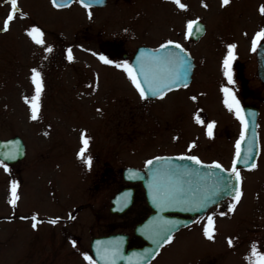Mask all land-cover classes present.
Wrapping results in <instances>:
<instances>
[{"label": "rangeland", "instance_id": "374dc122", "mask_svg": "<svg viewBox=\"0 0 264 264\" xmlns=\"http://www.w3.org/2000/svg\"><path fill=\"white\" fill-rule=\"evenodd\" d=\"M117 1L125 10L124 21L121 20L124 30L122 33L119 29V33L126 49H134L139 42L151 43L167 35L166 18L170 5L167 0H137L135 6L131 5L132 0H111ZM182 1L189 4V18L199 16L209 25L219 21L240 22L246 17V0H230L227 5L222 0H206L203 4V0ZM18 2L17 18L7 32L0 30V136L19 134L29 148L28 157L15 166L17 171L28 167L32 171L29 188L17 202L19 207L41 209L45 206L48 209L50 200L46 199L42 205L38 188L48 182L41 183L42 179L49 178L58 180L60 184L73 181L75 185L68 187L70 190L59 185L62 206L74 199L83 201L82 186L90 177L102 180L104 159L109 163L110 178L122 177L125 165H141L150 156L184 147L187 137L197 132L192 123L188 125L194 130L181 128L171 133L166 130V125L171 122L172 98L161 101L142 99L124 70L128 59L109 58L111 63L106 64L99 57L79 53L70 61L67 56L57 53L62 52V46L74 43L75 34L82 33L88 24L84 19L76 21L74 14L79 13V19L81 15L83 17L80 10L75 11L76 5L64 9L54 7L51 0ZM129 7H135L136 13L133 14ZM238 8L243 10V15L233 13L232 10ZM9 9L6 0H0V29ZM34 19L42 24L44 34L45 57L42 60L43 49H36L27 35L28 31L36 28ZM55 43L62 45L59 50L55 49ZM49 47L51 52L46 51ZM35 57L39 60L36 61ZM42 66L46 72V89L43 87L39 98L38 119L32 120L31 102L36 87H24L23 84L25 79L32 82L30 72L37 67L42 70ZM83 70L89 73L88 80L80 79L84 73L77 74ZM86 81L90 82L85 84ZM61 86L58 94L56 87ZM154 126L158 129L155 130ZM263 131L259 164L253 170L240 172L242 188L239 202L233 197L227 211L216 207L208 210L196 223L177 231L171 242L147 264H254L257 257L252 255L253 245L258 254L262 253L246 238L250 228L264 218ZM82 135L89 140L85 159H91L90 166L78 157L83 147ZM39 149L49 152L44 154ZM36 166L37 169L33 170ZM7 176L8 171L0 166V199L4 197ZM115 188L110 183V196ZM104 190L99 194H105ZM103 204L104 200L98 205L99 216H102ZM209 217L212 218L211 240L204 234V229L209 227ZM110 218L119 226V217L110 213ZM5 226L6 221H1L0 229ZM229 240L232 241L231 246ZM20 251L11 246L3 248L0 250V264H11ZM70 264L90 263L79 255Z\"/></svg>", "mask_w": 264, "mask_h": 264}, {"label": "flooded vegetation", "instance_id": "af4514ba", "mask_svg": "<svg viewBox=\"0 0 264 264\" xmlns=\"http://www.w3.org/2000/svg\"><path fill=\"white\" fill-rule=\"evenodd\" d=\"M167 2L170 3L166 18L167 35L160 40L151 41V43L139 42L134 49L128 50L121 39V33H119V29H122V33L124 30L121 20L123 19L124 21L125 12L119 1L111 2V0H107L105 4H91L90 8H85L79 0H74L68 6L73 7L76 5L77 7H74L75 11L80 10L83 14L80 19L78 18L79 13L77 15L74 14L76 21L84 19L88 24L84 27L85 29L82 33L75 34L74 43H69L65 46L55 43V49L59 50L60 46H62V52L57 53L63 56H67L68 49H71L73 57L79 56V53L99 58L104 57L107 60L109 58L122 57L124 60L128 59L127 63L130 66L135 51L141 45L158 47L164 42L177 43L180 47L187 49L192 56L193 65L190 80L168 90L162 99L159 96L147 99L161 101L166 98H172L171 122L166 125V130L170 131L169 133L181 128L192 129L188 125L189 123H192L193 126L195 125L197 132H193L192 135L187 137L186 141L188 142L184 147L180 146L175 151L162 152L155 155H196L203 161L220 162L226 168L232 169L233 163L236 161V144L241 139L246 120L256 118L259 138L256 167L259 164V156L262 153L260 135L264 130V40L257 42L255 51H253V40L257 33L264 30V15L260 12V8L264 6V0H246V17L241 19L242 21L240 22L226 23V21H219L212 25L207 24L205 19L199 16L189 18L188 2L181 0V3L186 6L184 9L179 8L172 0H167ZM204 2L206 0H203L202 4ZM137 3V0H132L131 5L135 6ZM172 6L175 9H172ZM129 9L133 11V14L136 13L135 7H129ZM239 9H233L232 11L243 15V10ZM9 12L10 9L6 14ZM130 15L132 13L128 17ZM6 17L2 19L3 22ZM193 20L197 25H193L192 35L189 36L187 26ZM201 21L204 27L198 23ZM33 22L38 29L42 30L41 23L35 19ZM31 41L33 42L32 39ZM231 45H235L233 50L235 59L230 64L232 83H229L224 74L223 62L228 57L229 46ZM33 46L36 49L37 47L43 49L45 40L43 45L34 43ZM42 54L43 57L41 56L40 60L45 57L44 49ZM38 60L36 58V61ZM34 69L41 73L43 87L46 89V72L43 66L42 70L38 69V67ZM85 72L87 71L77 72V74L84 73L80 76V79H89V73ZM30 75L32 76L33 72H30ZM55 75L57 77V74ZM81 82L83 83V81ZM89 82L86 81L85 84ZM30 85L34 84L30 80L25 79L23 86L28 87ZM61 88L62 86L56 87L58 94ZM223 88L230 89L231 95L226 97L222 91ZM193 97L195 99H192ZM232 97L239 102L240 115L244 117L245 123H241L237 119L235 106L230 111L225 104L226 98L229 103H232ZM213 102L216 103L214 104ZM197 116H199L202 123L196 122ZM210 124L214 125L211 136L208 135V125ZM153 128L155 130L158 129L156 126ZM57 139L60 140V137L57 136ZM192 145H195V147H192ZM38 151L44 152V154L49 152L41 149ZM28 155L29 148L26 145V154L22 159L16 162H6L0 159L3 164L2 167L8 171V176L5 179L4 197L0 199V222L6 221L7 223V226L0 229V250L8 246L21 250L19 255L11 260V264H70L79 255L82 256L85 262H89V260L85 259L88 256L91 258V264H98L92 251V240L97 235L112 232L127 233L128 248L142 246L146 243L142 236L135 232L137 223L143 221L153 211L148 204L146 191L141 180L131 181L125 179L124 176L110 178L109 163L104 159L102 161V180L90 177L82 186L81 190L85 195V200L75 201L74 199V201L72 200V202L62 206L59 199V185L67 188L75 185L73 181L68 184H60L58 180L49 178L42 179L41 183L46 180L48 182L38 188L42 205L46 199L50 200L47 202L48 209L45 206L41 209L21 208L17 202L20 199V195L23 196L25 189L29 188L27 185L29 184L32 171L28 170L29 167L26 169L22 168V171H17L15 166L25 160ZM146 160L138 166L143 167ZM236 168L241 170L251 169L244 166H236ZM36 169L37 166L33 170ZM110 183L116 186L111 196L109 193ZM13 185L16 186L15 195L17 199L15 206L9 203L13 198ZM123 188L132 189V203L123 213H112L110 211L111 198ZM68 190L70 189L68 188ZM103 190L105 194H99V191ZM128 194L126 193L125 196L127 197ZM28 196H31V194L25 197ZM25 197H23V200ZM71 198H74L72 194ZM103 200L104 204L101 206L103 208L102 216L101 214L99 216V209L97 208ZM215 207L227 209L229 204L227 201L221 202ZM110 213L119 217L118 219L121 220L119 226L115 221H111ZM85 214H89V216L86 217ZM169 214L190 217L189 214L174 212ZM203 215L194 216L192 223L179 227L173 233V236L182 228L196 223ZM34 216L36 217L35 221L32 219ZM51 220H56L57 223L52 224L49 222ZM33 223H36L35 228L32 226ZM246 240L255 243L260 252L264 254V218L260 223L250 228L248 239L246 238Z\"/></svg>", "mask_w": 264, "mask_h": 264}, {"label": "water", "instance_id": "95a60500", "mask_svg": "<svg viewBox=\"0 0 264 264\" xmlns=\"http://www.w3.org/2000/svg\"><path fill=\"white\" fill-rule=\"evenodd\" d=\"M72 0H58L69 3ZM105 0H91L101 3ZM89 2V0H85ZM167 45V47H164ZM191 56L186 50H178L174 44L165 43L158 48L142 46L135 53L131 68L144 88L147 96L160 94L180 83L187 82L191 74ZM245 139L241 142L240 160L237 164L252 165L258 152L256 120L247 121ZM250 144V147H249ZM249 148V149H248ZM25 145L19 136L0 138V157L16 161L24 156ZM181 157H196L194 160ZM149 161L152 163L149 164ZM217 163H206L192 155H162L149 159L144 169L134 166L124 168V176L130 180H142L147 198L154 211L141 223L136 232L145 240L140 247L127 246V234L111 233L93 239V252L100 264H144L155 257L161 246L167 243L172 233L191 218L170 216L169 212L195 215L226 196H233L241 187L232 170L209 167ZM238 171V170H237ZM239 172V171H238ZM124 190L112 198L111 210L122 213L132 201L130 195L124 200ZM132 193V192H130Z\"/></svg>", "mask_w": 264, "mask_h": 264}, {"label": "snow or ice", "instance_id": "6c2138e0", "mask_svg": "<svg viewBox=\"0 0 264 264\" xmlns=\"http://www.w3.org/2000/svg\"><path fill=\"white\" fill-rule=\"evenodd\" d=\"M6 2L10 5V12L8 13L6 19L3 22V27L2 31L7 32L10 28V24L17 18V15L19 13V8H18V0H6ZM52 4L54 7L60 8V7H66L68 6V4L65 3H60L58 2V0H51ZM79 2L85 7V8H90L91 7V0H89V2H85V0H79ZM172 2L174 4H176L179 8L184 9L186 6L181 3V0H172ZM230 2V0H222V3L224 5H227ZM260 12L262 15H264V6H262L260 8ZM89 15H91V13H89ZM22 18V17H21ZM188 35L191 36L192 35V30H193V24L189 23L188 24ZM27 35L33 40L34 43L38 44V45H43L44 44V40H43V32H41L40 29L38 28H32L30 31L27 32ZM264 40V30L260 31L259 33L256 34L255 39L253 40V51L256 50L257 47V42L258 41H262ZM171 43V42H169ZM164 47H167V45H165ZM175 47L180 48V45H175ZM235 49V45H231L229 46V54L228 57L224 60V69H225V76L228 79L229 83H232V76H231V72H230V64L231 61L233 59H235L234 55H233V50ZM46 51L51 52L52 48H47ZM67 59L68 60H72V50L68 49V55H67ZM100 59L104 62V63H111L109 60H107L104 57H100ZM117 67H119V65H117ZM124 70L128 73L129 75V79L132 81L133 85L135 86V88L139 91L140 96L142 99H147L148 96L145 93L144 88L141 86V83L139 82L138 78L136 77V75L134 74V69H132L130 66L125 65ZM33 75L31 77V80L33 82V84L36 87V93L35 96L32 97V102H31V109H32V115H31V119L32 120H36L38 119V111H39V98L41 95V92L43 90V82L41 79V73L39 71H37L36 69L32 70ZM186 86V85H185ZM222 91L225 93V96L228 97L231 95L230 93V89L228 88H223ZM156 93L154 92L153 95H155ZM161 99L163 98V96L161 95L160 97ZM192 99H195V97H193ZM26 103H28L29 101L26 100ZM225 104L229 107V110H233V107L235 106V109L237 111V119H239L241 121V123H245L244 117L240 115V109H239V102L235 100L234 97H232V103H229V100L226 98L225 99ZM196 122L197 123H202V121L200 120L199 116L196 117ZM214 127V125H208V135L211 136L212 135V128ZM247 131V126L245 124V132ZM245 139L244 133L241 134V142ZM241 142H238L236 144V161H234L233 163V168H232V172L235 173L236 175V179L239 180L240 176H239V172L236 169V163L239 162L240 159V147H241ZM81 143L83 145V147L81 148L80 152L78 153V157L82 160H84V162L86 164H88L89 166L91 165V159H85V152L88 149L89 146V140L87 138L84 137V135H82L81 137ZM192 147H195V145H192ZM180 159H190V160H194L195 163L200 164V161L196 158V157H181ZM152 162L149 161V164H151ZM0 166H3L2 162H0ZM209 167H214V168H221V165L217 164H213ZM254 167V165H253ZM15 188L16 186L13 185L12 188V196L13 198L9 201L10 204H12L13 206H15L16 203V195H15ZM240 193L237 192L236 196L234 197L237 202H239V198H240ZM233 208L235 207V205L232 206ZM231 210V209H230ZM32 219L35 221L36 217H32ZM52 224L57 223L56 220H51L49 221ZM33 228L36 227V223H33ZM212 227V218L209 217V227H206L204 229V234L206 236L207 239L211 240L213 239V233L210 230ZM168 242H171L170 240ZM229 245L231 246L232 241L229 240L228 241ZM75 246V244H74ZM252 255L254 257H257L256 261L254 262V264H264V254H258L256 246L253 245L252 247ZM86 260H89L90 264H91V258L86 256L85 257Z\"/></svg>", "mask_w": 264, "mask_h": 264}]
</instances>
